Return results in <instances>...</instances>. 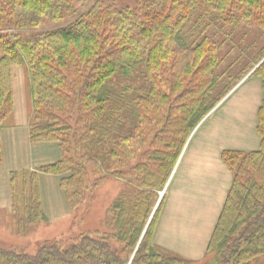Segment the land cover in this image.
I'll use <instances>...</instances> for the list:
<instances>
[{"label":"trees","instance_id":"obj_1","mask_svg":"<svg viewBox=\"0 0 264 264\" xmlns=\"http://www.w3.org/2000/svg\"><path fill=\"white\" fill-rule=\"evenodd\" d=\"M253 29L264 32V0H137L134 8L115 0H0V165L15 66L27 67L31 141L62 149L57 163L12 174L18 232L46 221L39 173L65 176L73 214L109 178L133 190L107 210L108 231L45 242L35 254L0 246V264H264V96L260 149L222 153L233 181L203 259L154 243L164 198L143 237L194 130L264 59V44L242 47L245 39L236 38ZM234 50L239 56L223 71ZM130 67L143 68L147 87L127 104L112 80ZM251 75L264 91V62Z\"/></svg>","mask_w":264,"mask_h":264},{"label":"crops","instance_id":"obj_2","mask_svg":"<svg viewBox=\"0 0 264 264\" xmlns=\"http://www.w3.org/2000/svg\"><path fill=\"white\" fill-rule=\"evenodd\" d=\"M25 78L13 79L14 111L1 131L0 216L11 218V176L57 163L62 149L55 142H32V109ZM263 82L252 75L243 79L198 125L190 136L166 185L163 210L154 236L156 246L192 261L203 259L233 181L222 160L225 151L260 149L258 112ZM64 175L39 173L42 208L50 225L72 216Z\"/></svg>","mask_w":264,"mask_h":264},{"label":"rangeland","instance_id":"obj_3","mask_svg":"<svg viewBox=\"0 0 264 264\" xmlns=\"http://www.w3.org/2000/svg\"><path fill=\"white\" fill-rule=\"evenodd\" d=\"M115 1L120 6H129L132 8L137 6V0H115ZM48 27L52 28L55 26L50 25ZM236 38L245 39V42L242 45V47H246L247 45H251L250 47H252L254 45L253 49L257 48V50H259L264 44V32L258 29H253V31L250 33H246V32L245 34L238 33ZM231 47L232 45H228L225 48V50L226 51L231 50ZM257 50L251 51L252 56L257 52ZM226 53L227 52H225V54ZM232 53L233 54L230 55V57L227 59L226 64L223 66V71L231 67L232 66L231 63L240 54L239 50H234L232 51ZM244 60H245L244 58H240L239 64H237L234 68V75L239 74L241 68L243 67L241 66V64L243 63ZM124 73L126 74V76L120 75L112 80L114 82L113 88L115 91H117V94H119L122 91L124 93L123 96H126L128 99L127 104H129V102L132 103V99L133 97H135L138 91L141 92L143 89L147 87V82L145 80L143 68L141 67L140 68L130 67L126 69ZM13 76L15 81L16 78L20 76L22 77L24 76L26 81L25 84L26 96L31 106L30 94H29L28 82H27L28 80L27 67L15 66L13 68ZM224 86L225 84L222 85V87ZM126 112L128 113L127 115L129 116V113L131 111L130 109H126ZM103 166L105 169L106 162L104 160H103ZM163 191L158 192L159 199ZM132 192H133L132 188L128 186V184L125 181L117 178H109L93 193L88 194L89 195L88 205L81 208L78 214H72L70 219L66 221L61 220L52 225L47 223V221H44L42 224L32 227V229L27 234H23V235L18 232L19 225L13 219V216H11V218L8 216H0V246L4 248H10V247L23 248L28 254H35L39 246L45 242H55L61 240L67 241L76 238L81 234L95 232V231H100L104 233L108 231L104 223L107 210L113 205V203L119 197L123 195L130 197ZM166 197H167V193H165L163 198L165 199Z\"/></svg>","mask_w":264,"mask_h":264},{"label":"water","instance_id":"obj_4","mask_svg":"<svg viewBox=\"0 0 264 264\" xmlns=\"http://www.w3.org/2000/svg\"><path fill=\"white\" fill-rule=\"evenodd\" d=\"M264 62V59L259 63V65H257L255 68H254V70L253 71H251L246 77H248V76H250L262 63ZM245 77V78H246ZM244 78V79H245ZM165 190H166V187H165ZM165 190L161 193V195H160V199L158 200V203H157V205H156V207H155V209H154V211H153V213H152V215H151V218H150V220H149V222H148V224H147V227H146V229H145V231H144V234H143V237H144V235H145V233H146V231H147V229L149 228V226H150V224H151V222H152V220H153V217L155 216V214H156V212H157V210H158V208H159V206H160V204H161V202H162V199H163V197H164V195H165ZM142 237V238H143Z\"/></svg>","mask_w":264,"mask_h":264}]
</instances>
